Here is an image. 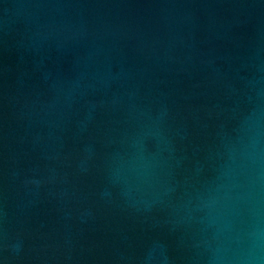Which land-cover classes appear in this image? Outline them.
I'll use <instances>...</instances> for the list:
<instances>
[{
	"label": "water",
	"instance_id": "obj_1",
	"mask_svg": "<svg viewBox=\"0 0 264 264\" xmlns=\"http://www.w3.org/2000/svg\"><path fill=\"white\" fill-rule=\"evenodd\" d=\"M257 135L264 0H0V264H240Z\"/></svg>",
	"mask_w": 264,
	"mask_h": 264
},
{
	"label": "clouds",
	"instance_id": "obj_2",
	"mask_svg": "<svg viewBox=\"0 0 264 264\" xmlns=\"http://www.w3.org/2000/svg\"><path fill=\"white\" fill-rule=\"evenodd\" d=\"M243 160L248 171V182L242 199L249 206L253 223L246 233L248 247L240 264H259L261 253L264 252V227L260 221V206L264 197V140L259 135L250 140Z\"/></svg>",
	"mask_w": 264,
	"mask_h": 264
}]
</instances>
